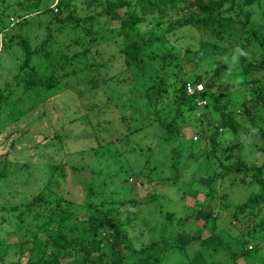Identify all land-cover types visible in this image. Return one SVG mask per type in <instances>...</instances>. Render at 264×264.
Returning a JSON list of instances; mask_svg holds the SVG:
<instances>
[{
    "label": "trees",
    "instance_id": "trees-1",
    "mask_svg": "<svg viewBox=\"0 0 264 264\" xmlns=\"http://www.w3.org/2000/svg\"><path fill=\"white\" fill-rule=\"evenodd\" d=\"M95 1L90 0L93 4ZM40 3L38 0L33 6L38 16L43 14L47 17L44 24L45 38L32 45L28 34H24L28 31L25 27H40V21L32 22L29 16L21 13L15 17L17 21L11 23L10 15H5L8 4L0 0V47L8 48L10 53L20 52L13 74L15 87L6 94V90H0V114H9L12 110L7 116L13 119L15 116L14 122L24 118L26 110L13 112L12 107L19 104V98L13 101L9 98L18 87L22 91L19 96L21 99L34 98L37 101L30 104L27 111L32 110L36 104L40 105L43 116L34 118L39 117L37 122L49 115V101H45L47 99L44 97L38 99L43 91L50 95L58 92L69 94L72 91L67 86L77 80V83L88 86L87 91L93 96L104 94L103 86L107 84L133 88L134 91L129 94V104H123L130 113H126L123 106L125 113H120L119 120L124 132L118 131L114 141L116 146L118 143L125 146L130 137L145 132V138L157 141V149L154 150L150 145L142 147L136 144V148L126 146L124 149L123 146L122 152L115 153L118 156L127 151L139 154L143 168L133 177L142 180L141 183L147 182L154 187L158 184L183 185L179 179L184 176L187 186L198 184V193L190 198L194 200L190 204L192 214L183 219L189 220L197 212L206 223H215L208 236L199 230L191 234L176 233V246L182 249L196 246V251L210 254L223 250L231 257L232 264H238L240 257H253L255 252L262 250L264 0H105L99 4V11L86 16L77 14L72 0H58L55 13L48 6L39 9ZM17 5L22 8L20 2ZM52 23L59 25L58 30ZM11 26L16 29L12 28L15 31L8 35L5 31ZM235 27L238 32H234ZM184 28L196 30L208 39L200 41L196 50L187 47L181 53L173 48L165 49L169 36ZM65 29L68 33L62 37L64 41L61 43L57 40L58 32ZM233 54L238 61L234 63V68L207 69V73L212 71L208 77L207 73H193L196 65L208 66L210 60L203 61V58H213L211 65H214L223 57L235 56ZM113 65H118L117 70L113 68L106 74V69ZM184 65L188 67L184 69ZM167 69H170L169 73H166ZM218 73L221 74L218 77L222 79L223 86L215 78ZM187 74L192 76V80L186 78ZM186 82H202L204 91L187 95ZM242 86L247 87L246 95L238 98L239 95L233 93L232 89ZM70 98L74 99L72 96ZM109 98H105V103L95 102V105H88V108L100 111L105 108V111H109L110 106L107 104L112 102L107 101ZM199 101L204 103L199 104ZM56 109L52 107V110ZM203 115L208 117L204 122ZM79 120L90 127L92 125L85 115L70 119L69 122ZM197 122H201L202 126H197ZM96 126H99V122ZM187 126L192 131L191 136L184 132ZM241 127L247 138L231 148L234 149L233 153L227 148L223 152L219 137L237 135ZM194 134L198 135V142ZM60 138L55 134L45 146L60 143ZM173 143L177 146H173ZM63 145L65 147V143ZM194 146H198L197 151L193 149ZM92 149L90 145L89 149L83 148L75 153L82 154ZM252 155L256 157L253 161L248 159ZM155 157L168 161L167 166L172 172L169 178L153 180L148 174H143L145 170L155 171L150 167ZM231 158L233 162L228 163ZM77 164L69 161L51 164L49 169L52 172L48 181L53 177L65 179V171L60 172V166L63 169L70 166L77 174L88 166L86 163ZM197 168H200V175L193 180ZM9 173L0 170V181ZM101 181L105 184L104 179L101 178ZM251 185L255 187L254 192L246 195L242 188ZM235 189L240 192L238 199L230 196ZM90 193L93 194L92 191ZM198 194L203 201H197ZM156 198V193H149L142 205L148 206ZM86 202L79 204L83 207L81 212L76 210L80 208L76 202L50 192H38L26 203L2 206L7 212L0 215V229L5 223L8 226L20 224L27 217L34 228L33 237L24 242L17 240L10 243L6 237L0 238V261L3 262L5 256L11 254L17 258L4 264H125L132 257H136L134 264H160L159 255L143 254L152 251L154 242L136 249L126 232V227L133 221L131 214L136 206L140 208L141 201L133 198L120 202L113 200L106 204ZM120 205L125 206L124 218L119 217ZM246 214L251 215L248 224L240 229L237 227L238 222ZM173 218V213H165L166 220ZM220 225L221 228L231 227L236 235L233 237L227 234L226 239L220 234ZM229 239L237 242L238 249L231 247ZM253 260L264 264V259Z\"/></svg>",
    "mask_w": 264,
    "mask_h": 264
},
{
    "label": "rangeland",
    "instance_id": "rangeland-1",
    "mask_svg": "<svg viewBox=\"0 0 264 264\" xmlns=\"http://www.w3.org/2000/svg\"><path fill=\"white\" fill-rule=\"evenodd\" d=\"M36 1L38 0H5V3L8 4L5 15H10L9 20L11 23L17 21L15 17L21 13L22 15L29 16L28 18L32 22L40 21V27H31V29L25 27L28 30L27 33L22 30L25 32L24 34H28V38L32 45L40 43L45 38L46 29L44 24L47 21L46 16L43 14L38 16L36 12H34L35 9L33 5ZM40 1L39 9L48 6L52 9L53 13H55L58 0ZM104 1L105 0H97L93 4L90 0H72L75 4L74 8L77 10L76 12L80 16L90 15L91 13L99 11L100 5L104 3ZM19 2L22 6L21 9L17 5ZM13 3L14 5H12ZM51 25L58 30V24L52 23ZM12 28L16 29L11 26V28L5 32L8 35H11V33L15 31ZM235 31H239H237V27H235L234 32ZM262 32H264V29ZM58 33L60 34L58 35ZM58 33L56 34V36L58 35L57 40L62 43V41H64L62 37L68 32H66L65 29ZM200 35L201 33L196 30L187 28L180 29L174 35L169 36L164 48H173L181 53L187 47L196 50L199 48L200 41L206 40L207 38L203 34L199 37ZM209 41H213V39H209ZM159 48L161 47L159 46ZM19 57V51L10 53L8 48L3 49V47H0V90H6L4 94L8 93L11 91V88L15 87L16 81L13 78V74L16 71L15 66L18 64ZM206 59L210 60L209 62L207 61L208 66L198 67L196 65L193 70L194 74L207 73V69L210 70V68H223L228 70L234 68V63L238 62L236 55L223 57L220 61H216L214 65H211V59L213 58H203V61ZM158 64L159 63H157L156 66ZM157 67L159 68V66ZM187 67V65H184V69ZM113 68L117 70L118 65H113V67L110 66L106 69V74H108L109 70H113ZM169 70L170 69H167L166 73H169ZM177 70L178 69H175V71ZM210 72L212 73V71ZM211 73H207L206 76L208 77ZM220 75L221 74L218 73L214 76L216 80L220 82V85L223 86V81L220 78ZM191 77L192 76L189 74L186 76L189 80H192ZM232 78L237 80L234 76ZM77 82L79 81L77 80L70 84V86H67L70 91H72L69 94H67L68 92H58L50 95V93L44 91L40 94L38 99L44 97L47 99L45 101H49V105H47V114L49 115H47L46 118L44 117L41 119L40 122H37L39 117L34 119L42 114L39 107L40 105L36 104L30 111H27L26 109L30 104L37 102L34 98H32L33 100L21 99L19 97L22 92L20 87H18V89L13 92V95L9 97L11 101L15 98H19V104L12 107L13 112L16 113L19 110H26V114H24V118L17 122H14V114L11 113L14 116V119L7 116L12 110L8 112L9 114H0V170H4L5 173L10 171V173L6 174L4 179L0 181V215L6 214L5 212H7L2 206L26 203L38 192L53 193L55 196L64 197L69 201L76 202V205L78 206L83 202L87 203L86 201H90L91 204H106L113 200L120 202L135 198L136 200L141 201V205L140 208L139 206H136L137 208L132 212L131 217L133 221L130 226L126 227V232H128L127 234L131 239V243L136 249L141 248L143 245L145 246V244L149 242H154L155 247L152 251H146L143 253L144 255H159L158 258L160 259V264H209L211 262L232 264L231 257L223 250L210 254L209 252L201 250L200 252L196 251V246L182 249L175 244L174 237L176 233L191 234L195 230H199L202 234L208 236L211 228L215 225L212 221L206 223L203 217L197 214V212H194L189 220L187 219L185 221L183 219L186 218V215L192 214L193 209L190 204L194 200H191L190 198L198 193L200 189L198 184L193 183L187 186L185 184L186 178L185 180L183 179L184 176H181L179 179L183 185H180L179 183H176L175 185L158 184L154 187L147 182L141 183L142 180L133 177L143 168V163L139 154H131L127 151L126 154H120L118 156V153H115V151L122 152L121 148L124 146L121 143H118L116 146V141H114V139L118 136V131L124 132V128L121 127L119 118L121 114L125 113V109L127 110L128 107H125V105L129 104V94L130 91H134V89L127 86H114L115 84L112 83L103 86L104 94L98 93V95L93 96L91 92L88 93V86ZM246 88L247 87L242 86L238 89L233 88L232 91L239 95L238 98H242L246 95ZM71 96L74 99H71ZM108 96L111 99L109 98L107 101H112L111 104H107V106H110L108 107L109 111H105V108L101 111L88 108V105L93 106L95 105V102L99 103L104 101L105 103V98ZM122 97L125 98L124 101L121 100ZM124 103L125 105L123 106ZM122 106L125 109H123ZM52 107L54 109L57 108V111L52 110ZM76 108L78 112H76ZM127 111L126 113H130L129 110ZM25 115L27 116L25 117ZM81 115H85L87 120L89 119L93 126L91 125L90 127L86 122H80L81 120L74 121V123L69 122L70 119L78 118V116ZM215 117L217 116L215 115ZM207 118V116L203 115L202 121H206ZM192 121L193 120H191V122ZM98 122L99 126H96ZM197 126L201 127V122H197ZM243 130L244 128L241 127L240 132L237 135L219 137L221 150L224 152L227 148L232 152L234 149L231 148L241 140L247 138V136L242 133ZM184 132L187 136L192 135L189 126L184 127ZM55 134L61 137L60 140H58L60 143L57 142L55 145L49 147L45 146L52 140V137ZM145 136H147L145 132L133 135L130 137L128 144H125L124 149H126V146H129L131 149L136 148V144H139L142 147L143 145H150L154 150L157 149V146H155L157 141L154 139L151 140L150 137L148 140ZM84 137L86 138L84 139ZM194 137L195 139L197 138L196 142H198V135L194 134ZM63 143H65L66 148ZM90 145L93 146L92 150H88V152L82 154L75 153L83 148L89 149ZM174 145L177 146L173 143V146ZM197 147L198 146H194L193 149L197 151ZM64 151L68 154L64 153ZM80 155H83V157ZM255 158L252 155V157L248 159L253 161ZM61 161L66 163L68 161L75 164L78 163L77 165L86 163L88 166H86L79 174L73 172L70 166H66L65 169H63V166H60L62 168L60 169V172L65 171V179L60 180L53 177L48 181L50 172H52V170L49 169L50 165L55 162L60 163ZM232 162L233 159L231 158L228 163ZM167 164L168 161L164 160V158L155 157L150 166L155 169V171L148 172L145 170L143 171V174H148L153 180L169 178L172 172ZM196 170L197 172L193 173V180H196L200 175V168H197ZM56 174H59V172ZM101 178L105 180V184L101 181ZM89 182L90 187H88ZM254 188L255 187L251 185L244 186L242 189L246 192V195H248L254 192ZM90 191H92L93 194L90 193ZM149 193L157 194L155 202L148 204V206L142 205L143 200L149 196ZM183 194L185 195L184 198L181 197ZM230 196L238 199L237 197H240L239 189H235L234 193L230 194ZM196 199L199 202L203 201V198L199 194L196 196ZM124 207L125 206L121 205L118 206L119 217L121 218L126 217ZM82 209L83 207L81 206L80 208H76V210L83 212ZM165 213H173L174 218L172 220H166ZM250 216V214L242 216L237 227L241 229L244 224L247 225ZM204 223H206L207 226L204 227ZM18 224L15 226H8L6 223L3 224L0 229V238L6 237L7 241L10 243H14L17 240H22L24 242L27 239H31L33 237L32 229L34 227L29 218L27 217L25 221L19 225ZM218 229H220V234L224 237L227 234L233 237L236 235V231L232 230L231 227L221 228L220 225ZM228 242L234 250L238 249L237 242H235L234 239H229ZM26 246H28V244ZM253 255V257H240L237 260V263L261 264V262L253 259H264V248L259 252H255ZM139 257L140 256H138V258ZM14 258L16 259L17 257L15 256ZM14 258L9 254L5 256L3 262L0 261V264L10 262V260L14 261ZM132 258L128 259L125 264H134L136 257ZM248 259H252V261H248Z\"/></svg>",
    "mask_w": 264,
    "mask_h": 264
},
{
    "label": "built area",
    "instance_id": "built-area-1",
    "mask_svg": "<svg viewBox=\"0 0 264 264\" xmlns=\"http://www.w3.org/2000/svg\"><path fill=\"white\" fill-rule=\"evenodd\" d=\"M204 91V86L202 82L192 83L186 82L185 83V92L187 95H195L200 92ZM203 101H199V104H203Z\"/></svg>",
    "mask_w": 264,
    "mask_h": 264
}]
</instances>
